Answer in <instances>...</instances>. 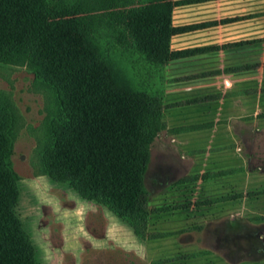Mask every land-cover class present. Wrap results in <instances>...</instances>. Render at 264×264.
Listing matches in <instances>:
<instances>
[{
    "label": "rangeland",
    "instance_id": "374dc122",
    "mask_svg": "<svg viewBox=\"0 0 264 264\" xmlns=\"http://www.w3.org/2000/svg\"><path fill=\"white\" fill-rule=\"evenodd\" d=\"M47 1L75 16L119 88L159 108L153 105L157 129L142 135L150 203L146 215L122 219L109 200L89 199L77 180L53 174L58 91L27 66L0 60L1 141L18 192L13 212L35 264H264V138L249 141L260 130L249 120L254 112H243V96L233 99L223 79L242 71V51L196 43L203 25L183 22L187 0ZM157 8L171 15L169 40L158 47L139 42L130 27Z\"/></svg>",
    "mask_w": 264,
    "mask_h": 264
},
{
    "label": "trees",
    "instance_id": "16d2710c",
    "mask_svg": "<svg viewBox=\"0 0 264 264\" xmlns=\"http://www.w3.org/2000/svg\"><path fill=\"white\" fill-rule=\"evenodd\" d=\"M160 10L131 21L139 42L166 45L171 15ZM0 60L27 66L36 81L58 91L61 115L48 155L53 174L77 180L89 199L109 200L122 219L146 215L151 159L142 135L157 129L159 107L115 84L75 16L47 0H0ZM1 133L0 125V264H35L32 243L13 212L17 185L5 165Z\"/></svg>",
    "mask_w": 264,
    "mask_h": 264
},
{
    "label": "crops",
    "instance_id": "0c3cea01",
    "mask_svg": "<svg viewBox=\"0 0 264 264\" xmlns=\"http://www.w3.org/2000/svg\"><path fill=\"white\" fill-rule=\"evenodd\" d=\"M182 8L183 22L203 25L194 32L196 43L242 51H237L242 71H229L223 79L233 99L243 96V112H254L249 120L260 130L248 139L256 143L264 138V0H187Z\"/></svg>",
    "mask_w": 264,
    "mask_h": 264
}]
</instances>
